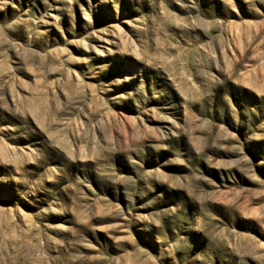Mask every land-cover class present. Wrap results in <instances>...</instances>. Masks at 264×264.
Listing matches in <instances>:
<instances>
[{"label": "rangeland", "instance_id": "1", "mask_svg": "<svg viewBox=\"0 0 264 264\" xmlns=\"http://www.w3.org/2000/svg\"><path fill=\"white\" fill-rule=\"evenodd\" d=\"M0 264H264V0H0Z\"/></svg>", "mask_w": 264, "mask_h": 264}]
</instances>
